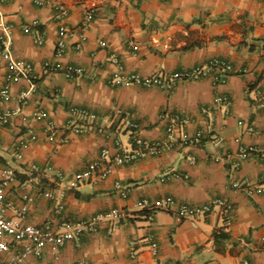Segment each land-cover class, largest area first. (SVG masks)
I'll return each instance as SVG.
<instances>
[{
  "label": "crops",
  "instance_id": "0c3cea01",
  "mask_svg": "<svg viewBox=\"0 0 264 264\" xmlns=\"http://www.w3.org/2000/svg\"><path fill=\"white\" fill-rule=\"evenodd\" d=\"M50 1L0 0V32L2 24L12 25V55L32 65L36 75L26 103L20 96L29 82L21 76L9 81L7 95H0V110L19 108L0 135V163L12 172L2 190L5 212L12 216L11 206L19 207L24 194H34L24 222H55L57 201L42 195L51 190L63 192L61 214L66 217L100 218L95 232L66 241L56 252L45 247L22 264H241L244 259L264 264V191L247 189L264 181V0ZM92 7L93 18L86 21ZM58 12L69 29L61 56L56 55ZM38 34L44 37L41 44L34 41ZM212 58L242 72L218 84L207 72L197 80L178 81L170 90L123 78L124 73L146 76L207 65ZM45 61L55 67L80 65L86 72L68 78L59 68H45ZM10 73L0 52V89ZM223 94L230 97L227 107L214 101ZM72 106L87 108L95 117L72 116ZM116 109H127L146 139L165 138L175 117L188 121L174 129L173 146L163 154L117 165L116 141L131 145L130 131L114 117ZM47 119L54 125L53 139L45 132ZM29 129L37 138L19 149ZM197 130L203 134L198 143L181 144L183 134ZM218 135L223 141L216 145ZM241 146L252 149L245 159ZM103 149L108 175L76 179L77 172L101 159ZM236 180L240 187L234 186ZM165 196L194 206L222 197L233 209L226 222L214 206L192 226L177 221L175 209L138 204ZM115 208L122 215L111 220ZM216 231L223 235L215 237Z\"/></svg>",
  "mask_w": 264,
  "mask_h": 264
},
{
  "label": "built area",
  "instance_id": "2783aa9c",
  "mask_svg": "<svg viewBox=\"0 0 264 264\" xmlns=\"http://www.w3.org/2000/svg\"><path fill=\"white\" fill-rule=\"evenodd\" d=\"M38 5H52L50 0H34ZM56 7V6H54ZM58 8V7H56ZM95 9L90 8L85 14V20L90 21L93 18ZM59 18L58 35L56 40V55L61 56L66 48V38L69 33V29L66 23L62 20L60 12L56 15ZM36 25V22L26 24L23 26L25 31H28L31 27ZM11 24H2L0 32V52L2 56L8 61L11 67V73L7 77V83L0 89V95H7L8 83L15 77L21 76L28 80L29 87L26 91L22 92L20 96V103L24 104L28 100V95L35 89L36 75L32 65L24 61H17L11 52ZM34 41L38 44L43 43L44 37L40 34L36 35ZM44 67L48 69L59 68L68 78H74L84 75L86 69L80 65L64 64L59 67L51 65L49 61L44 62ZM207 72H211L212 79L215 84L224 81L225 77L234 72H242L241 69H234L232 65L222 58H212L207 65H195L186 69L176 70L172 72L158 71L146 76L138 73H124L123 78L132 83L141 85L143 87L158 86L162 89H173L178 81L197 80L201 78ZM263 98V97H262ZM264 99V98H263ZM215 103L223 106L230 104V97L228 95H217L214 99ZM19 108L12 111L0 110V135L4 125L8 122L12 113L17 112ZM203 113H207L208 107H203ZM70 113L73 116H79L81 118L93 119L95 114L89 111L87 108H79L72 106ZM42 115V110L39 111ZM114 117H119V121L126 125V128L130 131V147L120 145V142L116 141L118 146L117 152L114 157V163L122 165L124 163L131 162L138 157L142 156H156L161 155L165 151L172 148L174 143V129L181 127L188 121L187 117H175L171 120L166 127V136L162 139H146L140 134V126L138 122L131 118V114L127 109H116ZM71 124V120L69 125ZM45 132L50 139L55 136V129L53 122L48 120L45 122ZM28 138H22L19 141L18 148H23L30 140H35L37 134L29 129ZM203 134L201 130H197L193 135L183 134L181 137V144H194L198 143ZM214 144H220L223 141L221 135L215 136ZM251 148L241 146L239 149V155L242 159L247 158L251 152ZM107 151L105 149L101 152V159L89 164L85 169L77 172L75 178L78 180H96L97 178H105L110 172V167L102 164V159L106 156ZM261 155L264 156V150L261 151ZM193 160V158H191ZM12 177V172L4 165L0 163V264H22L30 255L39 256L45 247H49L53 251H58L60 247L68 240H79L84 234L89 232H95L98 229L97 221L99 216H94L91 219L85 220H72L66 217L62 213L63 192L59 194L53 193L51 190L44 191L42 195L48 199H55L57 205L55 213L60 214L56 221L52 219L46 220L40 225L24 222V218L28 212V205L34 200V194H24L22 196L23 203L19 207H13V215L8 216L5 212L7 203L4 201L3 189L8 185ZM115 187L121 188L119 181L114 182ZM241 181H234L235 187H240ZM249 192H261L264 191V181L258 186L251 188L247 187ZM120 194L126 195V190L121 188ZM140 206H150L160 208L166 211L175 209L174 216L177 221L187 220L190 225L197 226L199 220L206 216L214 206L220 207L221 215L224 221H228L233 206L231 202L222 197L213 199L211 202L203 205H188L186 203L177 202L171 196H165L159 200L151 203L147 199H142L138 202ZM122 212L119 208L113 209L109 213V218L115 220L120 218ZM152 248L156 247V242L150 243ZM134 256V253H132ZM77 264H86L84 260H78ZM241 264H249L248 260L244 259Z\"/></svg>",
  "mask_w": 264,
  "mask_h": 264
},
{
  "label": "trees",
  "instance_id": "16d2710c",
  "mask_svg": "<svg viewBox=\"0 0 264 264\" xmlns=\"http://www.w3.org/2000/svg\"><path fill=\"white\" fill-rule=\"evenodd\" d=\"M221 235H223V233H220V232H217V231L214 232V236H215V237H218V236H221Z\"/></svg>",
  "mask_w": 264,
  "mask_h": 264
}]
</instances>
